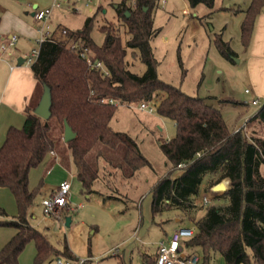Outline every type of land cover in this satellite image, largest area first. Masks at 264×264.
<instances>
[{
    "label": "trees",
    "instance_id": "1",
    "mask_svg": "<svg viewBox=\"0 0 264 264\" xmlns=\"http://www.w3.org/2000/svg\"><path fill=\"white\" fill-rule=\"evenodd\" d=\"M187 1L192 7L203 4L210 9L216 2ZM158 2L121 0L115 7L128 36L125 45L120 29L109 23L99 28L105 39L97 46L91 37L95 16L86 20L83 29L69 30L70 41L89 47L92 58L102 62L108 74L92 68L67 43L46 41L41 46L40 56L31 69L38 82L39 100L45 86L51 90L52 117L44 120L34 114L38 102L34 103L26 109L22 127H10L0 148V187L10 190L18 208L14 217L0 208V227L17 230L0 251V264H19V256L30 242L37 248L34 264H46L58 256L47 237L30 224V210L41 186L30 189L29 175L48 154L64 147L69 150L77 178L88 194L94 192L101 177L99 161L105 154L100 146L125 147L124 163L114 164L106 159L116 174L123 172V178L133 177L151 166L131 136L110 126L118 106L132 107L142 102H155L156 113L175 123L176 136L171 140L159 139L158 143L172 168L181 170L179 177L172 178L169 174L153 187V219L177 210L190 220L196 233L185 245L190 253L202 252L203 264H209L216 253L224 264H264V136L254 133L249 137L246 130L230 131L220 109L159 79L151 45L158 33L153 16ZM262 14L264 0H252L241 26L245 48L251 46ZM218 48L226 57L236 55L222 39ZM128 49L146 66L143 75L130 70L126 61ZM65 121L77 134L69 143L63 139ZM252 123L264 126V106L246 127ZM57 127L60 135L56 134ZM225 180L230 187L217 194L216 204L198 205L203 187L209 192ZM205 207V215L196 218L197 212ZM63 255L73 259L68 250ZM113 256L117 264H132L120 252ZM158 256L144 253L141 264H157Z\"/></svg>",
    "mask_w": 264,
    "mask_h": 264
},
{
    "label": "rangeland",
    "instance_id": "2",
    "mask_svg": "<svg viewBox=\"0 0 264 264\" xmlns=\"http://www.w3.org/2000/svg\"><path fill=\"white\" fill-rule=\"evenodd\" d=\"M120 1L93 0L87 5V0H71L53 10L51 22L53 27L78 31L83 29L89 17L95 16L91 37L97 46L105 39L99 28L109 23L120 29L125 45L128 36L115 8ZM251 3L252 0H216L214 8L210 9L203 4L192 7L187 0H159L153 13L154 28L158 33L151 42L161 81L220 109L230 131L246 130L249 137L254 133L264 136V126L252 123L246 127L250 118L264 106V14L256 23L257 42H254L255 32L251 46L245 48L241 37L245 11ZM52 5L53 0H0V18L7 10L19 13L18 16L36 27L37 22L31 15L34 7L44 10ZM99 7H102L100 11ZM221 39L229 44L235 56L226 57L221 53L218 48ZM39 47L36 38H22L16 45L12 63L16 65L17 57H28ZM126 61L132 72L145 73L146 66L139 56L133 57L129 49ZM36 96L30 105L39 101V93ZM254 100L259 102L258 106L252 104ZM110 126L131 136L151 166L133 177L123 178V172L116 174L106 159L114 164L124 163L125 147L100 146L105 159L99 161L101 177L91 194L83 190L70 152L65 147L56 150L55 155L51 154L53 156L48 154L37 168L32 169L30 189L41 186V192L30 210V221L59 252L47 264H58L57 258L70 260L63 255L66 250L73 255L72 261L85 260L89 264H117L113 255L119 250L130 263L141 264L143 254L154 257L160 242L170 236L174 228L193 227L192 222L177 210L164 212L154 219L151 213L153 187L169 174L172 178L181 174V170L172 168L158 143L159 139L171 140L176 136L175 123L160 117L156 111H142L138 105H120ZM56 134L60 135L58 127ZM62 178L72 181V210L65 209L58 218L46 217L43 200L51 197ZM217 194L212 190L206 192L203 187L198 205H203L204 197L211 205L216 204ZM80 203L84 206L79 207ZM206 208L199 210L196 218L204 216ZM66 217L72 219L70 226L66 225ZM178 219L182 220L177 222ZM198 253L203 264V254ZM221 262V255L216 253L209 264Z\"/></svg>",
    "mask_w": 264,
    "mask_h": 264
},
{
    "label": "crops",
    "instance_id": "3",
    "mask_svg": "<svg viewBox=\"0 0 264 264\" xmlns=\"http://www.w3.org/2000/svg\"><path fill=\"white\" fill-rule=\"evenodd\" d=\"M35 10H37V6L36 8L34 7V12ZM3 13H5L3 15V18H0V37H5L10 34H17L19 36V40H21L22 38L25 40H30L37 37V23L36 27H32L27 20L18 16L20 15L19 13L15 14L14 12H10L7 10H5ZM27 15H29V13H27ZM255 32L254 42H257V37L259 35L258 29H256ZM253 47H255V43ZM16 50L17 49L15 47V49H13L7 55L4 61H0V148L2 147L6 139L9 128L12 126L22 127V125L24 124L26 118V109L31 106L30 103L33 102L38 90V82L34 77L31 67L24 64L22 66H19L18 59L20 57H17L16 65L12 63L11 58L14 57ZM64 180L68 179L62 178L59 182V185ZM59 185L52 190L51 196L57 191ZM83 206L84 204H79V207ZM0 208L4 209L9 217H14L18 213L16 200L13 194L10 192V190L2 187H0ZM0 219H2L1 216ZM179 221L181 220L178 219L177 222ZM30 224L36 228V225L32 221H30ZM178 228L179 227L174 228L173 232ZM16 233L17 230L14 228L0 227V251L8 244V242L11 241ZM172 234L166 239H163L160 244L162 242L169 241ZM194 252L199 251L196 250ZM36 255L37 248L35 243H28L24 251L19 256V264H34ZM126 260L130 263L127 257ZM221 264H224V262H221Z\"/></svg>",
    "mask_w": 264,
    "mask_h": 264
},
{
    "label": "built area",
    "instance_id": "4",
    "mask_svg": "<svg viewBox=\"0 0 264 264\" xmlns=\"http://www.w3.org/2000/svg\"><path fill=\"white\" fill-rule=\"evenodd\" d=\"M71 0H53V5L50 8L44 10H35L34 19L38 24L37 27V42L39 43V49H34L28 57H25L24 65L32 67L40 56V49L43 43L46 41L67 43L72 50L76 51L81 58L86 59L89 65L100 70L103 73L108 74L107 69L102 62L94 60L93 53L89 47L80 46L76 43H72L69 38V30L66 27L58 26L53 27L51 18L52 12L55 8H61L63 3H69ZM93 0H87L89 5ZM188 13V12H187ZM19 41L17 34H10L0 37V61H4L7 55L15 49ZM13 69V67H12ZM249 92V91H248ZM253 105L258 106L257 100L252 101ZM138 108L142 111H149L153 113L156 111L155 102H142L138 104ZM51 154L55 155L54 152ZM227 187H230V182L225 181ZM229 185V186H228ZM72 189V183L69 180H64L60 183L57 191L48 199H44L42 206L43 212L46 217H60L65 209H71L70 203V191ZM204 204H210L207 197L203 199ZM196 233L195 227H181L173 232L171 238L167 242H162L158 247V262L157 264H201L202 258L197 252H188L185 241L193 238ZM117 250L115 253H118ZM58 264H89L85 260H66L63 261L57 258Z\"/></svg>",
    "mask_w": 264,
    "mask_h": 264
},
{
    "label": "water",
    "instance_id": "5",
    "mask_svg": "<svg viewBox=\"0 0 264 264\" xmlns=\"http://www.w3.org/2000/svg\"><path fill=\"white\" fill-rule=\"evenodd\" d=\"M35 8H36V6H35ZM126 14H127V16H130L129 12H127ZM34 15H35V12L32 13V16H34ZM24 62H25L24 58L20 57L18 59V65L19 66H22L24 64ZM51 107H52L51 90L49 87L45 86L43 94L41 96V99H40L37 107L34 110V114H36L37 116L41 117L44 120H49L52 117ZM76 137H77V134L73 131L71 126L65 121V123H64V136H63L65 143H69V142L75 140ZM228 189L229 188L227 187L226 182L222 181L219 184H217L216 186H214L212 188V191L217 192V193H224ZM71 221H72L71 217H68L66 219V225L70 226Z\"/></svg>",
    "mask_w": 264,
    "mask_h": 264
}]
</instances>
